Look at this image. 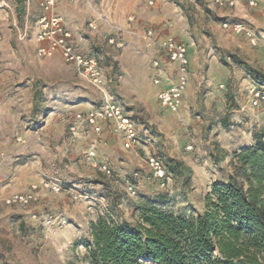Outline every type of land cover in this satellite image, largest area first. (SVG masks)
<instances>
[{
	"label": "rangeland",
	"instance_id": "1",
	"mask_svg": "<svg viewBox=\"0 0 264 264\" xmlns=\"http://www.w3.org/2000/svg\"><path fill=\"white\" fill-rule=\"evenodd\" d=\"M95 4L104 10L99 19L103 28H114L106 35L107 45H112L108 42L110 37L121 42V46L106 49L111 51V62L107 59L105 65L104 57L97 58L106 79L104 90L134 119L138 140L131 148H125L122 141L115 149L106 148L104 159L96 156L99 152L95 146L90 147L112 174L106 176L96 170L86 151L94 140L99 142L101 133L98 136L91 126L77 122V135L72 137L69 126L76 113H85L97 105L102 94L78 76L57 52V58L54 53L40 57L35 45H30L28 51L16 48L18 57L29 53L24 56L29 62L21 63L10 73L15 78L41 75L43 80L37 82L34 92L31 82L28 85L21 80L16 86L7 85L0 90V196L28 192L34 195L25 205L5 204L0 197V264H89L83 245L89 239V223L99 216L132 223L147 195L166 194L169 202L164 208L176 214L201 211L210 184L226 179L231 172L230 154L249 145L254 131L251 135L248 131L262 125L249 122L246 107L224 114L218 106L210 105V86L204 81L200 85L197 81L192 83L190 99L183 97L177 112L161 107L154 96L157 85L150 75L151 55L141 37L152 28L157 38L162 37L166 28L173 27L177 14H195V32L207 37L211 26L223 28L222 20H245L243 17L215 15L218 7L212 6L210 0H196L194 4L187 0H95ZM149 10L156 12L154 16ZM150 16L155 23H151ZM89 21L85 23L87 28H91ZM199 21L209 23L204 27L206 32L198 28ZM123 28L131 31L125 33ZM25 32L23 39L19 33L17 38L29 44L31 35ZM207 43L214 47L213 53L221 52L216 41ZM197 48L200 52L201 47ZM136 50L140 56L139 73L129 81L120 61L125 59L131 65ZM220 61L224 63L225 58ZM6 68L0 62V77ZM123 155L127 156L125 162L118 160ZM149 155L159 157L164 165L163 184L146 163ZM173 161H180L191 170L187 184L182 182L184 173L174 176L167 171V164ZM53 184L58 190L51 187ZM128 184L134 192L127 190Z\"/></svg>",
	"mask_w": 264,
	"mask_h": 264
},
{
	"label": "trees",
	"instance_id": "2",
	"mask_svg": "<svg viewBox=\"0 0 264 264\" xmlns=\"http://www.w3.org/2000/svg\"><path fill=\"white\" fill-rule=\"evenodd\" d=\"M253 75L264 83V75ZM252 137L230 154L231 172L210 184L201 211L173 213L164 208L167 195L156 193L144 197L132 223L91 221L83 242L89 264H264V133ZM167 171L189 181L180 161Z\"/></svg>",
	"mask_w": 264,
	"mask_h": 264
},
{
	"label": "crops",
	"instance_id": "3",
	"mask_svg": "<svg viewBox=\"0 0 264 264\" xmlns=\"http://www.w3.org/2000/svg\"><path fill=\"white\" fill-rule=\"evenodd\" d=\"M6 1L8 7L0 9V29L2 32V40L0 41V62L7 68L4 72L5 74L0 77V90L7 85H12V87L16 86L17 82L21 80L28 85L31 82L30 86H34V92L38 89L37 82L39 84V82L43 80V76L26 74L23 75V78H15V75L10 73V70H14L16 66H20L21 63L29 62L28 58H24V56H27L29 53L25 52L21 57H18L16 56V48L21 47L28 51L30 45H35V47L38 45L34 39V34L36 32L35 22L41 13L39 7L40 0ZM256 1L257 5L255 7H249L245 4L244 0H237L233 7L213 8L217 9L215 15L236 16L237 18L243 17L245 19L244 21H246L249 26L264 33V0ZM53 12L64 17L65 25L71 32L70 41L79 51L87 55H93L99 60L101 57H104L105 60L103 63L105 65L107 59L110 61L109 55L111 54L109 53H111V51H106V49H113L115 45L112 44L111 47L107 45L106 35L113 32L114 28H103L102 21L99 19L102 17L101 15L104 10L96 6L95 0H56ZM150 12L152 14L156 13L154 10H149V13ZM186 14L175 15L172 22L173 27L166 28V32H164L162 36L172 35L177 40L187 45L189 75L187 86L184 91V100L187 101L190 99L189 91L192 83L197 81L198 85H200V81H204L210 86V92L208 94L210 95V105L218 106V109L223 110L224 114L243 111L246 107L245 112L247 117H249V122L253 121L255 124L257 123V125H261L259 123H262V125L255 130L251 128L248 131V135H251L253 131L259 132L262 130L264 133V102H261L258 106L251 107L247 101V88L257 83L254 80L253 73L257 70L259 72L258 74L264 75V49L260 46L250 45L243 34L235 33L229 28H221L219 25L211 26L210 30L207 29L209 31H207L208 37L204 36L203 32H195L197 30V25L192 23V15L195 14L191 12L187 14L188 16ZM211 14L214 15V12H211ZM153 16H150L151 23H155ZM206 16H208V14H206ZM91 18L94 20V28H87L85 23L91 20ZM95 22L98 28H95ZM198 23L200 24L198 28L206 32V28L204 27L209 26V23L205 24L202 21ZM21 30L28 31L31 35L29 44H24L17 38V33L23 32ZM122 31L126 33L131 30L123 28ZM141 37H143L145 41L144 45L148 47L149 55H151V78L157 74L162 76L161 84L157 85L158 90L161 85L166 86L169 81L174 78V67L159 47V40L162 37L157 38L154 33V37L149 39L144 32L141 34ZM209 40L216 41L220 46L221 52L217 51L213 53L214 47L207 43ZM197 47H201V50H199L200 52L197 51ZM206 48L208 51L205 50ZM98 49H100L101 52H98ZM225 52L228 55L227 57ZM134 53L135 58L130 62L131 65H127L125 59H121L120 61L124 71V77L126 80L129 78V81H132L133 74L138 76L139 73V51L136 50ZM53 55L57 58L60 54L57 52L58 56L56 53ZM122 56L123 53H121L120 57ZM233 57L236 60H234ZM221 58H225L224 63L220 61ZM153 59H158L160 61V69H155L152 66ZM237 60L242 63H239ZM109 61H107V63ZM100 63L102 62L100 61ZM70 66L75 70V73L78 74L76 68L73 65ZM78 76L80 75L78 74ZM204 77L205 79H203ZM133 87L137 90V87L134 85ZM24 90H27V88ZM156 92L154 94L155 98ZM54 94H56V92H54ZM238 105L240 106L239 108ZM101 128V139L99 142H95L94 140L90 145L88 142L87 145L89 146L87 147L90 149V147L95 146L99 152L96 156L104 159L106 158V148L115 149L116 145L122 140H119V135L113 130V124L111 122H102ZM253 142L251 136L247 144L251 145ZM140 153L141 150L139 149L138 154L140 155ZM126 157V155L120 156L118 160L125 162L127 160ZM111 160L113 159L111 158Z\"/></svg>",
	"mask_w": 264,
	"mask_h": 264
},
{
	"label": "built area",
	"instance_id": "4",
	"mask_svg": "<svg viewBox=\"0 0 264 264\" xmlns=\"http://www.w3.org/2000/svg\"><path fill=\"white\" fill-rule=\"evenodd\" d=\"M190 3H195L196 0H187ZM237 0H210L212 6L218 8L233 7ZM249 7L257 5L256 0H244ZM56 0H40L39 7L41 13L36 19V32L34 39L38 43L36 53L40 57L52 55L59 52L63 60L73 65L77 73L91 84L96 90L102 94V98L97 105L89 108L85 113H76L75 121L69 126V133L72 137L77 135L78 123L84 122L91 126L96 135L101 133V123L111 122L113 130L121 136L122 144L125 148H131L138 140L137 126L134 119L129 116L123 106L109 96L105 90V77L103 68L98 59L93 55H87L79 51L70 41L71 32L65 25V19L62 15L53 12ZM8 7L6 0H0V9ZM1 22V15H0ZM89 27L94 28V22H88ZM223 28H229L235 33L243 34L250 45L260 46L264 49V33L255 30L244 20L239 19H224L221 21ZM26 32H19L18 37L23 39ZM146 37L152 39L154 30L148 29ZM2 40V32L0 29V41ZM108 42L116 46H121V42L113 37L108 38ZM159 47L166 55L169 62L174 67L175 76L169 81L166 86H162L156 92V98L159 105L171 112H177L180 108L184 90L187 86L189 75V59L187 54V45L177 40L172 35H167L159 40ZM152 65L155 69H160V61L153 59ZM152 81L155 85H160L162 76L154 75ZM248 101L251 106H258L264 102V83L252 85L247 89ZM20 139V137H18ZM86 156L90 160L91 165L106 176H111V168L104 162L98 161L95 158V150L90 148L86 151ZM146 163L152 175L161 181L166 178V171L161 159L154 155L146 157ZM58 190L56 185L51 186ZM127 190L134 192L132 185H127ZM5 204L25 205L34 199L33 193H13L6 196H0Z\"/></svg>",
	"mask_w": 264,
	"mask_h": 264
}]
</instances>
